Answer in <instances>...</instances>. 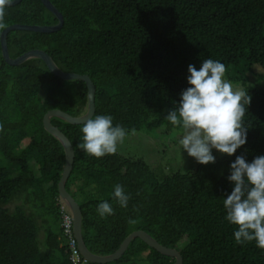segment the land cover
<instances>
[{
	"label": "trees",
	"instance_id": "1",
	"mask_svg": "<svg viewBox=\"0 0 264 264\" xmlns=\"http://www.w3.org/2000/svg\"><path fill=\"white\" fill-rule=\"evenodd\" d=\"M50 1L63 15V28L11 31L10 57L39 49L62 71L88 75L96 88L94 116L111 115L127 133L169 132L173 125L165 118L188 87V65L199 69L204 59L224 63V78L251 97L243 117L245 145L231 157L162 180L142 159L116 152L86 156L78 147L83 124L53 118L75 150L66 189L82 210L87 248L111 255L133 232L144 231L176 250L183 264H264V250L255 242H235V226L224 219L222 206L232 190L227 176L236 156L251 162L264 154V89L258 85L264 73L250 82L256 68L264 69V0ZM2 7L0 38L14 24L58 23L40 0ZM3 59L0 43V264H72L58 195L65 151L43 120L55 109L84 115L87 85L60 79L41 59L19 66ZM115 184L130 196L126 208L111 196ZM101 201L111 204L112 215L99 217ZM175 262L135 239L108 264Z\"/></svg>",
	"mask_w": 264,
	"mask_h": 264
},
{
	"label": "clouds",
	"instance_id": "2",
	"mask_svg": "<svg viewBox=\"0 0 264 264\" xmlns=\"http://www.w3.org/2000/svg\"><path fill=\"white\" fill-rule=\"evenodd\" d=\"M10 3L11 0H0V13L2 6ZM225 71L224 63L211 58L202 60L199 69L189 64L188 87L165 118L182 129L178 138L181 153L186 152L200 165L215 163L213 150L231 157L247 142L243 117L251 97L234 89L224 78ZM80 133L79 149L95 158L114 154L127 135L123 126L113 124L111 115L87 118ZM227 180L232 190L222 197V206L224 219L235 226V242H255L257 248L264 250V154L251 162L236 156L229 166ZM111 196L120 207H127L130 196L121 184L114 185ZM96 212L100 218H106L114 209L108 201H101Z\"/></svg>",
	"mask_w": 264,
	"mask_h": 264
},
{
	"label": "water",
	"instance_id": "3",
	"mask_svg": "<svg viewBox=\"0 0 264 264\" xmlns=\"http://www.w3.org/2000/svg\"><path fill=\"white\" fill-rule=\"evenodd\" d=\"M22 0H11V3L6 5V7H12L18 5ZM43 5L58 19V23L51 26H42V25H21L14 24L6 27L2 33L0 38L1 49L3 60L11 66H19L24 64L25 62L32 59H41L48 66L50 72L65 81L71 80H81L84 81L88 88V106L87 111L84 115L79 117H72L69 114L59 110H51L49 111L43 120L45 130L54 136L63 146L65 151V166L62 174L61 181L59 183V196L62 202L70 209L73 216V228L75 237L78 242V248L80 250L81 255L87 262L95 263V264H108L113 261L119 260L127 251L129 245L135 239H141L144 241L149 247L155 249L159 253L166 255L168 257L175 258L176 262L174 264H183L182 256L174 249L167 248L161 244H159L154 238H152L149 234L144 231H136L129 235L124 242L121 244L118 251L114 254L107 256H98L93 254L86 246L82 233V210L78 204V202L74 199V197L67 191L66 184L72 173L74 161H75V150L73 148L72 143L67 138V136L62 133L57 127H54L52 124L53 118H58L66 123L72 125H82L87 118H91L95 114V94L96 88L88 75H80L77 73H66L62 71L58 65L54 62L52 57L48 55L46 52L34 49L26 52L18 58L12 59L9 54L8 49V34L14 30H25L39 33H54L61 30L64 26V18L62 13L53 5L50 0H40Z\"/></svg>",
	"mask_w": 264,
	"mask_h": 264
},
{
	"label": "rangeland",
	"instance_id": "4",
	"mask_svg": "<svg viewBox=\"0 0 264 264\" xmlns=\"http://www.w3.org/2000/svg\"><path fill=\"white\" fill-rule=\"evenodd\" d=\"M264 73V69L256 68L250 75L253 83ZM228 80V77H225ZM233 85V84H232ZM258 85L264 89V81H260ZM234 89L242 91L241 85L234 84ZM172 125V124H171ZM168 133V134H167ZM182 134V130L173 126L169 132L164 130L146 134L142 132L127 133L123 143L118 144L116 153L131 158L144 160L151 169L157 172L160 180L171 172H187L189 169L196 168L198 163L187 155L186 152L181 153L178 145V138ZM216 159L223 158L226 155L220 154L213 150Z\"/></svg>",
	"mask_w": 264,
	"mask_h": 264
},
{
	"label": "built area",
	"instance_id": "5",
	"mask_svg": "<svg viewBox=\"0 0 264 264\" xmlns=\"http://www.w3.org/2000/svg\"><path fill=\"white\" fill-rule=\"evenodd\" d=\"M62 228L64 232V237L68 250L71 255L69 257L72 264H86L87 260L83 258L78 248V242L75 237L74 228H73V216L70 209L62 203Z\"/></svg>",
	"mask_w": 264,
	"mask_h": 264
}]
</instances>
